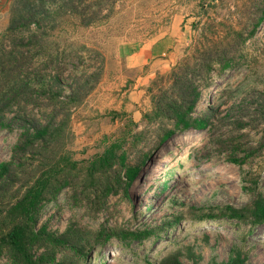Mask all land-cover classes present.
<instances>
[{"label":"rangeland","instance_id":"obj_1","mask_svg":"<svg viewBox=\"0 0 264 264\" xmlns=\"http://www.w3.org/2000/svg\"><path fill=\"white\" fill-rule=\"evenodd\" d=\"M15 4L0 0V38ZM50 5L58 11L62 3ZM102 7L86 24L63 10L53 16L56 27L45 39L58 48L62 66L43 77L35 74L47 95H40L43 110L34 115L45 123L57 114L68 124L0 192V223L26 186L63 153L86 168L84 161L119 140L127 163L141 167L129 199L122 190L101 200L99 188L108 179L99 175L96 193L89 185L84 194L90 182L79 168L72 185L41 210L38 229H71L82 245L81 254L60 250L55 264H159L171 256L182 264H227L238 255L244 264H264V224L221 214L227 206L242 208L258 194L264 197V150L240 166L228 160L226 150L237 142L255 147L264 134V0H107ZM167 37L173 46L152 58L148 49ZM225 58L233 66L221 68ZM38 62L36 53L32 69ZM206 62L212 64L209 72ZM183 83L196 85L200 96L193 116H209V125L160 144V119L146 118L162 101L186 98ZM12 118L0 127V164L11 159L19 138ZM239 120L247 123L242 130ZM110 230L153 234L141 241L107 239ZM0 264H12L8 253L0 254Z\"/></svg>","mask_w":264,"mask_h":264},{"label":"trees","instance_id":"obj_2","mask_svg":"<svg viewBox=\"0 0 264 264\" xmlns=\"http://www.w3.org/2000/svg\"><path fill=\"white\" fill-rule=\"evenodd\" d=\"M52 1L54 0H16L17 9L12 14L5 34L0 38V127H6L5 119L13 115V124L20 129L11 159L0 164V192L6 185L15 184L16 169H25L33 155L53 146L60 132L68 124V118L60 121L57 114L51 116L52 118L45 123L40 122L34 115L35 110L36 112L43 110L44 105L40 95L44 94L45 97L47 95V90L37 85L38 81L34 80L35 74L38 73L37 75L43 77L48 70L60 69L62 66L59 58L61 54L56 50L58 48L51 46L45 39L56 27L53 16L63 10L71 19L77 18L82 24L91 23L94 19L92 16L98 11L102 12V5L107 2V0H61L62 5L58 11H52L50 5ZM3 41L10 44L9 49L3 47ZM36 53L39 62L37 67L32 69L35 66L32 60ZM232 60L225 58L221 62V68L233 66ZM205 67L209 72L212 64L206 62ZM182 86L184 93H187L186 98L182 97L178 101L166 99L155 105L152 116L148 115L146 118L149 121L160 119L157 129L160 144L178 132L200 131L209 125V116L202 118L193 116L200 96L196 85L183 83ZM50 98H52L51 94ZM261 113L264 116V111ZM237 124L238 130L244 129L247 125L241 120L237 121ZM241 136L244 137V133H241ZM123 144L119 140L111 143L100 155L84 161L86 168L79 167L82 163L72 161L67 153H63L56 163L47 166L33 183L26 186L23 195L1 216L0 254L8 253L12 264H55L57 253L63 248H70L81 254L82 245L71 236V229L56 234L49 232L45 225L37 228L40 212L46 203L54 200L62 190L72 185L76 177L74 171L79 168L83 170L81 172L84 174L83 177L90 182L82 187L84 194L89 185L94 187L93 192L96 193L99 188L98 177L107 176V182L99 188L103 198L100 199H107L122 190L128 197V188L136 180L141 167L127 163L129 155ZM256 145L249 147L241 142L229 144L226 148L228 160L240 166L259 155L264 150V134ZM86 198L95 203L96 198L89 196ZM221 214L229 219L251 222L253 226L262 225L264 197L258 194L251 204L242 208L227 206L221 209ZM151 234L153 232L150 230H110L105 238L121 237L141 241ZM41 249L43 251L39 253ZM159 264L182 263L176 256H171ZM227 264H244V260L239 255L231 256Z\"/></svg>","mask_w":264,"mask_h":264},{"label":"crops","instance_id":"obj_3","mask_svg":"<svg viewBox=\"0 0 264 264\" xmlns=\"http://www.w3.org/2000/svg\"><path fill=\"white\" fill-rule=\"evenodd\" d=\"M170 45V46H166V45ZM166 46V48H165ZM173 46V41L170 37H167L165 40L157 42L156 44H154L152 47H150V54L153 55L152 58H156V57H160L165 55L164 54V50H168V48ZM146 47H144V49H142L141 54L144 53L145 54V49ZM166 52V51H165ZM149 54V53H148ZM151 57V56H150Z\"/></svg>","mask_w":264,"mask_h":264},{"label":"bare ground","instance_id":"obj_4","mask_svg":"<svg viewBox=\"0 0 264 264\" xmlns=\"http://www.w3.org/2000/svg\"><path fill=\"white\" fill-rule=\"evenodd\" d=\"M156 165V164H155ZM159 166H155L153 169H154V172L158 169ZM153 173V172H152Z\"/></svg>","mask_w":264,"mask_h":264}]
</instances>
